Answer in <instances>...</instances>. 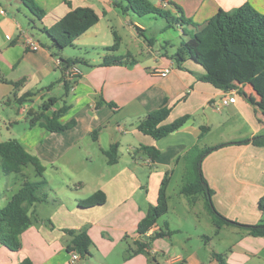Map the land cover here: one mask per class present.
Listing matches in <instances>:
<instances>
[{
  "label": "crops",
  "instance_id": "crops-1",
  "mask_svg": "<svg viewBox=\"0 0 264 264\" xmlns=\"http://www.w3.org/2000/svg\"><path fill=\"white\" fill-rule=\"evenodd\" d=\"M36 1L46 11L42 20L22 0H0V72L6 79L0 77V103L9 99L4 123L7 127L13 122L27 124L24 134L17 139L40 157L45 172L48 166L59 169L68 163L69 168L80 165L83 160L93 164L98 155L101 169L94 179L96 186L90 191L84 188L85 180L77 176L80 189H72L73 197H67L69 200L62 201L55 211L42 213L43 204L36 203L32 208L34 222L21 233L19 249L12 251L0 242V264H18L25 257H31L35 264H70L72 253L67 246L72 236L66 229L88 231L93 240L91 254L86 257L89 264H178L182 260L188 264H219L214 258L204 263L196 252L171 256L165 247L154 244L148 255H128L141 238L137 232L140 220L157 203L163 178L168 173L171 181L183 156L199 144L204 133L212 132L219 124L232 130L227 134L223 129L221 135L226 138L209 147L264 133L260 96L250 83L225 90L199 80L198 75L205 69L191 59L184 63L188 70L178 68L164 55L166 51L173 53L167 49L169 46L175 47L168 32L170 28H177L183 35L182 42L190 35H184L179 24L168 28L167 21L159 15L139 16L125 9L126 3L122 0H69L71 6L65 0ZM150 1L177 15L180 12L173 3L178 4L183 14L196 23L187 27L193 34L220 8L232 10L248 2L264 14V0ZM78 6L94 8L100 20L61 55H55L49 48V36L41 29ZM22 8L32 15L29 18L32 25L28 27L18 17L19 13L24 15ZM154 25L158 26L159 36L151 33ZM28 38L36 44L35 48L27 45ZM117 42V50L106 48ZM89 48L95 49L96 56L82 57L81 51L89 54ZM75 52L78 54L74 55ZM125 54H132L137 61L102 63L107 56ZM71 57L83 62L75 65L81 71L80 76L71 80L66 89L65 81L61 80L62 63ZM21 79L25 80L21 85L13 84ZM234 92L237 100L225 104L224 98ZM51 98L58 100L45 113L51 115L66 104L68 109L60 120H75V126L51 132L39 122L31 124L32 115L42 112L43 104ZM99 100L101 105L97 104ZM165 102L172 108L167 122L187 114L190 117L178 130L155 139L141 131L139 124ZM115 142L119 143V159L109 164L104 150ZM143 145L156 146L160 155L152 160L142 149ZM201 168L214 190L212 202L223 216L245 225L264 220V213L258 207V200L264 195V146L252 142L222 146L205 156ZM33 172L37 180L35 167L27 164L21 171L2 178L5 185L3 191L0 184L2 206L24 182L33 181L29 178ZM99 189L107 194L104 204L90 208L79 205L80 199ZM5 193L10 196L4 197ZM230 224L242 229L244 236L233 248V256L237 254L239 258L230 257L229 264H264V235H252L244 226ZM156 231H162L158 224L149 230L148 236L155 235ZM163 241L173 244L169 234ZM122 250L124 253L120 254ZM81 259L79 255L75 264H82Z\"/></svg>",
  "mask_w": 264,
  "mask_h": 264
},
{
  "label": "trees",
  "instance_id": "trees-1",
  "mask_svg": "<svg viewBox=\"0 0 264 264\" xmlns=\"http://www.w3.org/2000/svg\"><path fill=\"white\" fill-rule=\"evenodd\" d=\"M71 6L69 0H65ZM125 1V9L134 11L137 15L156 14L167 21V27H174L178 24L182 26L183 34L189 36L181 45L171 54L166 51L165 56L171 58L176 66L180 69L188 70L184 63L191 59L200 64L205 72L198 75L199 80L210 82L217 88L231 90L238 88L240 85L250 83L261 101L259 108L264 113V14L258 11L250 3L246 2L232 10L220 8L216 14L210 17L202 27L196 32L191 33L188 30L189 25H196L192 19L187 18L182 8L176 4L177 15L170 9L158 6L150 0H122ZM27 8L39 19L42 20L46 11L36 0H22ZM120 5L119 3H116ZM100 20L99 13L90 6H78L72 8L66 15L59 18L51 26L42 27L51 43L49 48L55 55H61L65 48L72 45L73 42L87 32ZM150 41V39H149ZM151 42V41H150ZM119 43L106 47L108 50H117ZM137 59L132 54L120 56H107L103 60V64H123L127 62H136ZM83 62L79 58L63 59V78L66 89H69V82L76 79L80 75L70 77L68 70L74 65ZM0 77L6 80L1 72ZM25 80L13 82L15 86L21 85ZM243 93L241 89L238 90ZM57 98H51L43 104V110L40 113L32 115L31 124L37 122L51 132H62L75 126L76 121L70 120L62 122L60 118L67 111L68 105L64 104L61 108L54 111L51 115L45 113ZM98 105L102 101H98ZM110 106H115L114 102H109ZM171 107L165 102L160 107L149 112L140 122L139 129L146 134L151 135L155 139H161L168 134L178 130L189 119V115H183L172 122H167L171 113ZM203 130L205 127H202ZM97 130L94 131L96 135ZM252 142L256 145L264 146V133L257 134L251 139L240 141H227L218 145L207 147L200 155V159L196 163L199 182L197 184H189L183 187L182 191L190 195L198 191H203L209 201L212 211L225 223H233L244 226L252 235H264V220L254 225H245L235 222L223 216L214 206L212 196L214 190L209 186L203 171L202 161L210 152L226 145L241 144ZM119 143H113L110 148L104 150L109 164H115L119 159L118 153ZM197 147L194 146L186 156ZM142 149L148 156L155 160L160 155V150L156 146L143 145ZM32 164L40 179L26 181L11 196L6 205L0 203V242L12 251H16L20 247V235L28 229L34 222L32 208L36 203L49 200L47 192L44 191L48 185L47 179L44 177L46 170L40 157L31 153L25 145L17 138L0 141V168L2 174L7 176L22 170V167ZM170 176L167 173L162 180L158 191L157 203L152 205L146 215L140 220L137 232L141 238L136 241L137 247L133 251H129L128 256L138 253H148L150 248L149 238H156L162 235H170L167 232L156 231L155 235H149V230L157 224L158 219L169 211L168 186ZM107 201V194L104 190L99 189L89 196L80 199L79 205L83 208H90L102 205ZM258 207L264 213V195L258 200ZM72 236L71 242L67 249L71 253L77 252L81 258L91 254L90 247L93 240L86 229H66ZM221 264H226L220 253L214 252ZM18 264H35L31 257L21 259ZM178 264H188L180 261Z\"/></svg>",
  "mask_w": 264,
  "mask_h": 264
},
{
  "label": "rangeland",
  "instance_id": "rangeland-1",
  "mask_svg": "<svg viewBox=\"0 0 264 264\" xmlns=\"http://www.w3.org/2000/svg\"><path fill=\"white\" fill-rule=\"evenodd\" d=\"M23 14L24 15H21V13H19L18 17L25 24V27L32 25L29 23V18L32 17L31 13L26 9ZM35 21L38 23V20L35 19ZM151 30V33L154 32L156 36H159L158 26L154 25ZM32 32L39 35V32L33 29ZM168 34L170 35V41L175 47L169 46L167 49L174 52L177 47L181 45L183 35L179 33L177 28H170ZM88 50L90 51L89 54L81 51L82 53L80 55L84 57L95 54L96 56V53L93 51L95 50L94 48H89ZM77 54L78 52L74 53V55ZM8 100L9 99L6 98L4 103H0V141L20 138L24 134L25 128L28 127L23 121L18 124L13 122L12 126L10 124L8 127L6 126V123H4L6 116L4 111L9 109V104H7ZM219 125H216L212 132L204 133L197 147L187 156H183L168 186L169 211L158 219L157 224L164 232L170 230L173 244L163 241L167 235L164 234L156 238H149L148 242L150 243V247L151 245L153 247V244L163 249L165 247V250H167L171 256H176L177 254L187 256L189 253L196 252L204 263L214 258L221 264V262L215 258L214 252L220 253L226 264L231 263L230 257L234 260L239 258L237 254L233 256V248L234 244H238L242 240L244 236L243 230L232 226L230 223L223 222L216 216L203 191L196 192L195 190V193L190 195L182 191L184 186L197 184L199 182L196 163L200 159L201 153L207 146L209 147L210 144H217L220 140L226 138L221 135L223 129L227 131V134L232 131L230 127L226 128ZM100 164L101 156L98 155V157H95L93 164L83 160L80 165L69 168H67L69 165L68 163L59 169L48 166L47 171L44 173L48 185L45 187L44 191L47 192L49 200L40 202L43 204L41 212L49 213L55 211L61 205L62 201L66 202L69 200L67 197H73L72 189H80L77 183V176H79V179L85 180V183H83L85 189L89 191L93 190L96 186V180L94 179L101 169ZM4 176L0 168V184L3 191L5 189L4 180L2 179ZM29 178L35 180V172L31 173ZM38 178L40 179L37 175V179ZM9 196L10 194L5 193L4 197ZM126 249H128V247H126ZM123 253L124 250L120 251V254ZM81 260L82 264H89V262L86 261V257H82Z\"/></svg>",
  "mask_w": 264,
  "mask_h": 264
},
{
  "label": "built area",
  "instance_id": "built-area-1",
  "mask_svg": "<svg viewBox=\"0 0 264 264\" xmlns=\"http://www.w3.org/2000/svg\"><path fill=\"white\" fill-rule=\"evenodd\" d=\"M1 12L2 13H5V10L4 9H1ZM27 42V45H30L32 46L33 48L36 47V44L31 40V38H28L26 40ZM68 73L70 77H73V76H77L81 73V71L74 65L73 67H71L69 70H68ZM237 100V95H236V92H234L232 95L230 96H226L224 98V103L225 104H229V103H233ZM156 252H158V250H156ZM79 259V254L77 252L75 253H72L71 254V260H70V264H75L77 262V260Z\"/></svg>",
  "mask_w": 264,
  "mask_h": 264
}]
</instances>
